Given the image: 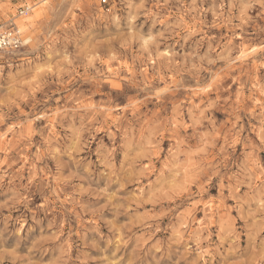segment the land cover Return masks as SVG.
<instances>
[{
    "label": "clouds",
    "instance_id": "obj_1",
    "mask_svg": "<svg viewBox=\"0 0 264 264\" xmlns=\"http://www.w3.org/2000/svg\"><path fill=\"white\" fill-rule=\"evenodd\" d=\"M0 264H264V0H0Z\"/></svg>",
    "mask_w": 264,
    "mask_h": 264
}]
</instances>
